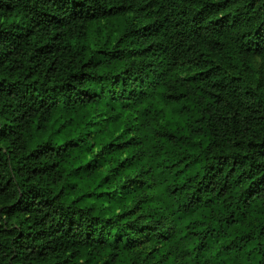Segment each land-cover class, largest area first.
<instances>
[{
	"label": "trees",
	"instance_id": "trees-1",
	"mask_svg": "<svg viewBox=\"0 0 264 264\" xmlns=\"http://www.w3.org/2000/svg\"><path fill=\"white\" fill-rule=\"evenodd\" d=\"M0 264H264V0H0Z\"/></svg>",
	"mask_w": 264,
	"mask_h": 264
},
{
	"label": "rangeland",
	"instance_id": "rangeland-1",
	"mask_svg": "<svg viewBox=\"0 0 264 264\" xmlns=\"http://www.w3.org/2000/svg\"><path fill=\"white\" fill-rule=\"evenodd\" d=\"M119 21H107V22H100L94 25V29L91 32V38L100 40L106 36H113L118 32L119 29Z\"/></svg>",
	"mask_w": 264,
	"mask_h": 264
}]
</instances>
